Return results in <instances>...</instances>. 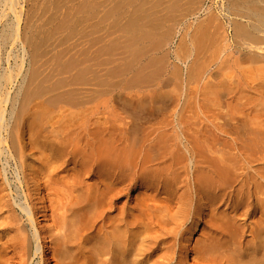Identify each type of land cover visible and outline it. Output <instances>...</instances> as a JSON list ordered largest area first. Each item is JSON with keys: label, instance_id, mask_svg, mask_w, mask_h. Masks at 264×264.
<instances>
[{"label": "bare ground", "instance_id": "1", "mask_svg": "<svg viewBox=\"0 0 264 264\" xmlns=\"http://www.w3.org/2000/svg\"><path fill=\"white\" fill-rule=\"evenodd\" d=\"M97 1L102 3V0ZM141 1L144 3L143 0ZM141 1L137 3V6H140ZM156 1L161 2V0ZM164 1H162L163 4H166L167 0ZM111 2L112 0L109 4ZM115 2V5L111 3L112 8L107 7L112 12L125 3L122 0L120 2L123 3L117 7L116 5L119 2ZM157 2L152 3L156 4ZM169 2L168 0L167 4ZM182 2L184 4L185 0ZM191 2H194V5L197 4L196 0H190L188 6H186L187 4L185 6L179 5L180 9L176 8L178 3H173L175 7L169 4L168 8L172 7V10L170 8L169 10L175 13V8L176 11H181L183 7H189ZM3 3L15 10L14 0H3ZM104 3L106 2L103 0L100 5ZM150 3L144 5L148 7ZM200 3L198 6L201 5ZM128 5L129 3L126 6ZM97 6L99 4H96ZM134 6L137 7L133 4L132 7L130 6L131 9L135 8ZM156 6L158 8V5L153 7ZM198 6L195 5L194 9ZM130 7L124 8L125 10L121 8L124 12L122 14L128 12ZM140 7L137 8L140 9ZM163 7L166 6L163 5ZM154 8L152 10L155 11L157 8ZM1 10L2 8L0 9V17L4 14L1 13ZM143 10H145V7ZM165 10L162 8L161 12L158 10V13L163 14L162 12ZM169 10L167 9L165 13ZM190 10L188 13L191 12ZM137 11L138 9L135 12L133 9L132 12L134 14ZM184 11L185 14L187 11ZM207 11L211 14L206 12L207 17L205 16V19L199 17L201 20L203 19L202 21L197 18L200 21L197 23L199 29L197 30L195 25L192 27L194 30L192 29L193 32L189 33V41L185 39L186 42L182 45L183 51L175 50L176 60L185 63L186 60H183V58L189 59L194 56L195 60H201V64L196 65L193 59L192 62L196 66L190 62L193 66L186 64L184 70L181 68L182 65L177 64V66L169 68L170 65H166L168 62H165L166 66L162 68L163 71L157 73L159 67L156 66L154 70L148 56L145 61L148 60L149 64L143 60L140 67L143 66L144 70L146 64L148 65L145 68L151 65L153 69L150 70L156 71V75L160 77L156 76L155 72L148 71L149 69L146 72H150L151 75L148 76L152 77V73L154 74L153 77L156 76L152 80L153 82L158 77L155 83L165 92L168 89H165V86H169L171 81H178V84L184 85L196 82L197 79L204 78V76L208 77L212 69L207 68V63L203 57L207 58L209 54H215L218 50L226 56H233V62L241 69L242 74L233 79L232 75L228 76V74L222 72L220 67L217 68L214 74L219 75V77L227 75V79H233V84H243L248 86L250 90H254L255 93L260 92L261 89H264V0H226L223 5L220 4L217 7V10L214 11L209 6ZM112 12L111 14L107 12L105 15H112ZM141 12L144 11L141 10ZM141 12L139 15L144 16L147 14L146 16L149 17V11L148 13L144 12V14H141ZM94 13H97L96 9ZM128 13L126 15L129 16L130 14V18L127 17L129 19L125 18V20L140 17L137 13L133 17H131V13ZM183 13L179 14L184 20ZM122 14L120 12L117 16L113 15L112 19L109 17L108 20L114 21L116 26L120 20L115 22L113 19ZM90 15V17H95L94 14ZM157 15L155 17H160V15ZM169 15L176 17L171 13ZM165 16L166 19L170 17ZM165 16L161 15V18ZM148 17L141 18L140 22L143 23L146 20V23H149ZM181 17H179L180 19L172 18L169 21H180ZM152 19L158 20L154 17ZM162 20L165 21V19ZM18 21L13 22L10 27L9 24L6 25L9 28V31L7 30L8 32L5 33L7 37H13L17 34ZM104 21L106 22V18ZM138 21L134 20L133 22L140 25L141 23ZM164 21H161L159 25L157 23V25L162 28ZM95 22L91 23L96 26L97 23ZM112 22L110 25L107 24L108 28L113 25ZM121 22L123 24V21ZM173 22L172 26L176 25ZM122 24L120 23L121 27H123ZM145 24L143 23L144 26L141 25V28L140 26H138L139 28L136 27L142 30L145 29ZM153 25H156V23ZM153 25H151L152 28ZM177 25L176 27H178ZM187 25L185 27L189 28L190 24ZM158 26H155V29L159 30L160 27L158 28ZM91 27L93 26L91 25ZM121 27L119 26V29ZM108 28L107 31L110 30V33L111 30L113 32L118 29V27L117 29L115 27L109 28V30ZM152 28L150 27L151 30H153ZM171 29L169 28V31ZM91 30L95 31L96 28ZM132 30L134 31V29ZM107 31H105V34ZM122 31L123 28L121 33L115 35L114 39L118 35L121 37ZM142 31L150 34L147 29ZM142 31L139 32L138 30L135 33L139 34ZM163 31V34H165V30ZM124 33L123 35H126L127 32ZM135 33L130 34V40L132 36L133 39L137 37L138 34L135 36ZM144 33H141L142 36L139 35L142 38L144 36L145 39L149 40L151 38L152 41L154 40L152 37L154 31L151 32L152 35H146L149 38H146L143 35ZM158 33L162 34L160 31ZM171 33L168 35H171ZM182 36L184 37V35ZM122 37L121 40L128 41L127 39L130 36L128 35L127 39L126 36ZM157 37H159V34ZM157 37L154 40L156 44L159 40H157ZM107 38L103 39L105 43L113 37L106 41ZM163 38L164 42L168 40H165V37ZM169 39L171 38L169 37ZM136 40L134 41H139ZM182 40L180 39V43ZM115 41L113 44H115ZM118 42L120 43V41ZM95 43L92 41L90 45L93 44L96 47L100 45L98 50L103 45V43L102 45L99 43V45H95ZM129 43L126 45L125 42L124 45L128 46ZM148 43L138 42L135 44L137 48L134 47L136 49L132 46L134 44L131 47L143 54L147 45L149 46ZM152 43L150 42V46H154ZM109 45L111 47L117 46V48L120 46L108 43L106 46L103 45L105 46L104 49H107L106 47ZM157 45L154 48H157ZM164 45H166V42ZM110 46L108 48L112 51L113 47L111 50ZM122 46L121 44L120 47L122 48ZM126 46L123 49L125 51ZM131 47H128L130 48L128 50L132 52ZM163 47L165 46L162 45ZM91 50L96 51L93 48ZM104 51L102 53V50H99L98 53L100 52L101 55L104 54L105 56ZM119 51L117 53L120 54V57H124L125 54H121ZM129 51L128 53L125 52V57L130 55L131 52ZM147 51L153 53L150 49L146 50L144 55L148 53ZM90 53L92 52L90 51ZM98 53L96 51L95 55H90V57L93 56L95 60L98 58L96 57ZM138 53H131L134 62L135 60L138 62L140 59V55L139 59L134 58L138 55L133 56ZM112 54H114L113 51ZM156 55L153 54L152 56L151 54V58L153 59ZM104 56H100L102 60H99V64L100 62L103 63ZM114 56L111 58L107 55L105 60L107 61L110 58L109 60L112 62L111 59L116 58L118 60L120 58ZM160 58L162 60L164 57L160 56L159 61ZM128 59L127 61L130 63L131 60ZM153 60L155 62L156 59ZM97 61L93 62L98 65ZM120 61L118 60V66L125 63L124 60L122 63ZM164 61H167V58L162 62ZM171 61L173 62V60ZM136 62L132 63L133 68L135 64L139 63ZM162 62L159 66L162 65ZM95 63L92 64L95 66ZM92 64L90 63V65ZM132 64L127 65L132 66ZM111 65L109 64V66ZM117 65L115 66L118 67ZM103 66H99L100 71ZM106 66L103 69L104 71H101L102 73L109 71V66L107 70ZM123 66L125 67V64ZM93 68L96 70L98 66ZM128 68L125 67L124 69L127 71ZM137 68L139 69L138 74L142 72L138 66ZM120 69L117 72H120ZM110 70H113L112 67ZM95 73L92 72L94 75ZM99 73L96 74L99 75ZM102 73L99 77L103 75ZM142 73L144 74L145 71ZM113 74L108 72L106 77ZM117 74L119 75V73ZM143 74L140 75L142 77H139L142 79H140V82L143 81ZM135 75H133L134 78ZM103 76L104 80L105 75ZM101 78L97 80L102 83L111 80L107 77L106 80L101 81ZM211 78L213 76L210 77V80ZM135 79L137 81V77ZM147 79L149 80V77ZM12 80V72H0V89ZM46 80L48 81V79ZM97 80L94 81L93 78L92 81L94 83ZM132 80L130 82L136 84ZM148 80V84H151ZM206 80L205 83H207ZM225 80L223 82L218 80L216 85L206 84V86H209L212 90L218 88L222 92L226 87V83L223 84L226 82ZM45 81L40 82L45 83ZM125 82L127 83V81ZM130 82L128 84L123 83V88L121 86L118 90L121 88L126 90V86L130 85ZM137 82L139 85V81ZM90 83L92 82L90 81ZM111 83H113V87L114 84L115 86L116 84L119 85L120 81L117 82L116 80L115 83L114 81ZM142 83L144 85L145 81ZM155 83L153 84L154 89ZM107 84L109 85V83ZM201 84H203L202 81ZM175 85V87H178L177 84ZM222 85H224L223 89L221 88ZM147 86L152 88V84ZM103 87L101 86L102 90ZM109 87L105 88L109 89ZM163 87L165 88L163 89ZM171 88L172 92L166 91L167 94L161 93V91L158 92L159 88L155 89L157 92L148 90V92L138 91V93H134L128 89L130 92L125 90V93L117 92L120 95L113 94L114 91L112 93L109 92L110 90L106 94L110 95L112 101H115L117 97H122V102H119L123 103L126 109L132 107L135 109L137 107L143 108L147 104L146 110L149 109L151 112L155 111V108L160 110L158 105L156 104L157 107H155L154 104L157 100L165 101L167 99L171 102L170 99L172 98L176 100L179 97L182 98L178 92L173 95L175 98L172 97L175 89ZM179 88L181 87L179 86ZM101 89L99 90L101 91ZM110 89L114 90V87H110ZM131 89L133 88L131 87ZM91 94H93V91ZM97 94L93 95V98L96 96L98 99ZM168 94L172 98L169 99L170 95ZM11 99L8 94H0V264H264V118L259 119L257 117L255 125L252 128L248 127L250 133H248L249 138L247 140H233L232 152H221L216 146L206 145L203 143L204 141H199V138L190 140L187 132L190 129L188 125L173 124L168 120L140 124L138 126L143 134L138 137L131 135L132 125H129L126 121L120 125L98 117L93 122L83 119L80 124H75L70 120H61L68 116V113H63L60 115L62 118L56 120H53L54 116L45 119L47 114L43 110H31L24 107L17 109L15 101ZM256 99L263 102L264 98ZM8 101L11 102L10 109L7 108ZM93 101L95 102V100ZM173 101L175 102V100ZM174 102H171V104L173 103L176 106V102ZM167 110V107H164L162 112L164 111L167 114ZM247 124V121L243 122V125ZM248 128L245 127V130ZM198 130L199 128L195 127L193 131ZM248 149L251 152L247 153ZM10 174L12 175L10 176Z\"/></svg>", "mask_w": 264, "mask_h": 264}, {"label": "rangeland", "instance_id": "2", "mask_svg": "<svg viewBox=\"0 0 264 264\" xmlns=\"http://www.w3.org/2000/svg\"><path fill=\"white\" fill-rule=\"evenodd\" d=\"M14 1H15V7H14L15 10L9 8L8 5H4L3 0H0V3L2 2L0 4V9L2 8V10H4V11L1 10V13H4V14H2L3 16L1 15V17H0V72L2 73L5 71H8V72L10 71L13 74V80L11 82L7 83L6 85H4V87H2L0 89V94H2V95L8 94L12 98L11 100L15 101V105H16L17 109H21L22 107L30 108L31 110L41 109L45 112V114H47L45 119H49L51 116H54L53 120L62 118V117H60V115H62L63 113H68V116L64 117V119L62 118L61 120H70V121H73L75 124H77V123L80 124L83 119H87L88 121L93 122L98 117L100 119H104V120H107V121H110V122H113L116 124H120V125H122L123 122L126 121L129 123V125H132L131 129H130L131 135L138 136V137H140L143 134L142 130H140L138 125L149 124V123H158V122H161L163 120H168V121H171L173 124L188 125V127H190V129H189L190 131L188 130L187 132H188V137L190 140H195V138H199V141H204L203 143H205L206 145L212 144L213 146H216V148L221 152L222 151L223 152H232L233 140L234 139H237V140L246 139L247 140V138H249L248 133H250L249 128H252L255 125V122L257 121L256 118L257 117L259 119L264 118V99H263V102L259 99H256V98H261V97L264 98V93H263L264 89H261L260 92L255 93L254 90H250L248 88V86H245L243 84H239V85L233 84V79L234 78L236 79L237 76H240L242 74V71L237 65L234 64V62H233L234 57L233 56H226L221 51H218V50L216 51L215 54H209L207 56V58L203 57V59L207 63V66H208L207 68L210 67L212 69V71L209 73V76L207 75L208 77L204 76V78L197 79L196 82H192L191 84H184V85L178 84V81L177 82L175 81L176 83L171 81L169 86L168 85L165 86L166 88L163 87V89L168 88L166 90L167 92L168 91L172 92L171 87L174 88L176 86L175 84H177L178 87L174 88L175 90H173L174 93L172 94V97H174L173 95H175L176 92H178L182 98L179 97V99L176 100V99H173L170 94H168V95H170V97L168 96L169 99L172 98V99H170L171 102H174L173 100H175L176 103L175 102L174 103L176 104V106H174L173 103L171 104V102L167 101V99H166L165 101H163V100H160V101L157 100V102L155 101L154 104L155 105L157 104L159 107L158 109H160V110H157V108H155L156 109L155 111L154 110L151 111L154 113H151L149 111V109L146 110L147 104H145L146 106L145 107L143 106V108L137 107V109H135L132 107L129 109L126 106L128 108V109H126L125 106L123 105V103H121L122 97L121 98L117 97L120 100H118L116 98L118 102L116 101V99H115V101H116L115 102V101L110 100V95L106 94L109 92L113 93V91H114L113 94H117V95L118 94L120 95V93H125V91L126 92L132 91L134 93H138V91H140V92L147 91L148 92V90H149L150 92H152L153 90H155V89L157 90L158 88H159L158 92L161 91V93L167 94L166 91L164 92L158 85H156L157 83H155V82H157L158 77H160V76L156 75V71H151L150 69L154 68V70H155L156 66L161 68V69L158 68V70H157V73H158L159 71L160 72L163 71L162 68H164L166 65H170L169 68L175 67L177 65H180V66L182 65L181 68H183L185 70L186 64L192 65L193 62L196 63V65L201 64V62H200L201 60H195L194 56H193V58L190 57L189 59L183 58V60H186L185 63L180 62V60L179 61L176 60V54H175L176 51L175 50H178L180 52L183 51L182 45L186 41H189V39H188L189 33H191V31H192V29H193L192 27H194V25H195L197 30L199 29L197 23H199L200 21L198 19H200V18L205 19L207 17L206 15H207V13H209V11H207L209 6H211V8L215 11V9L217 10V7L220 4L223 5L226 2V0H201L202 2L200 0H196L197 1V4H195L196 6H198V4L201 2L200 3L201 5L195 8L198 11H196L194 9V6H195L193 4L194 2H191V4H189L193 11L190 10L191 9L190 6L187 8L186 7L182 8V6H185L186 4H187L186 6H188V2H190V0L187 2L185 0L184 4L182 2L184 0H177V1L176 0H174V1L169 0L170 2L168 4H167L168 0H167V2H165L166 0L164 1L166 4H163V2H162L163 0H161L162 4L166 6L165 8L163 7V5L161 7L160 6L161 2L159 3V1L157 2L156 0H154L155 2H157L156 4L152 3V2H154L153 0L151 1V3H150V0L149 1L147 0L148 2L143 0L144 3L141 0H135V2H134V0H132V2H131V0H129L130 2L128 1V3H129L128 6H126L128 4V3H126L127 0L126 1L124 0V2H125L123 4L124 6L121 4L123 2H120L122 0H119V1L118 0L117 1L112 0L111 3L113 5H115L114 4L115 1H116L115 3L119 2L116 5L117 7H119V5L121 4L119 9L115 6V8H117V9H116V11L114 10L113 12L110 11L109 8H107V7H111V8L113 7V5L111 3L109 4L110 0H107L108 2L106 0H104V2H106V3H104L103 5H100L103 3V0H102V3H100L101 1H97V0H14ZM95 1L97 2L96 4H99L100 7L99 6L96 7ZM139 1L142 2V3L140 2L141 4L139 3L141 7L137 6V3ZM198 1H200V2H198ZM181 2H182V4H181ZM90 3H91V5H89ZM130 3H133L137 7H140V9L135 7V6H134L135 8L131 9L133 4H130ZM148 3L152 4L153 6L158 5V8L160 7L161 9L163 8L166 10L167 9L169 10V8H170V7L168 8L169 4H171V6L175 7V5L173 3H175V4L178 3V4H176L177 5L176 8L180 9L179 5H182L181 8L184 9L185 11L182 9H181L182 12L180 10L176 11V8H175V13L179 12L182 14L183 11L184 12L187 11V12L185 14L183 13V15H184V20H183V18L181 17V14L176 13V15H175V13H172L173 11L169 10L170 13L173 14L174 16L181 17L180 21L179 20H177V21L173 20L174 21L173 22V21H169V19L171 20L172 18L173 19H177V18L180 19V18L179 17L176 18V17L169 15L170 14V13L168 14L169 11H167V13H165L166 10L162 12L163 14L158 13L159 12L158 10H160V12H161V9H158L157 6L155 8H157L158 10L149 4L150 6L148 5V7H151L149 9L147 6L144 5V4H148ZM92 5L95 7H93ZM110 5H112V6H110ZM192 5H193V7H192ZM91 7H93L94 9L93 8L91 9ZM128 7H130L129 9H131L130 11L128 9L129 13H131L133 11V9H134V12L138 9V11L136 13L140 17L134 18L133 16H135L134 14H136V13H134V14H133V12L131 13V15H132L131 17H133V19L135 21H138V19H139L138 22H140L142 20L141 18H144L147 15L146 13H145L146 15H144V16L139 15L141 10L144 12H147V13H148V11L150 12L149 17L146 16L149 18V20H148L149 23H146L147 22L146 20L144 22L142 21L144 24L146 23L145 29L143 28L142 30L147 29V31L150 32V30H151L150 27L152 28L151 25L156 23V25H153V28H152L153 30H151V32L154 31V35H152L153 33L151 34V32H150V34L149 33L146 34V32L144 33L141 29H138L139 28L138 26H140V28H141V25H142V27L144 26L143 23L140 22L141 24L138 25L136 22H135L136 24L133 22L134 21L133 19H131L132 21L131 20H125V18L126 19L130 18V14L128 12H125V14L123 15L122 13H124V12H122V9L125 10ZM144 7H145V10H143ZM199 7H200V9H199ZM147 8H148V10L146 11ZM153 8L155 9V11L152 10ZM95 9L97 11L96 14L94 13ZM107 9H109V10H107ZM170 9L172 10V7ZM111 10H113V9H111ZM189 10L191 12L188 13ZM106 11L109 12V14H111V12H112V15L106 16L105 15V13L107 14ZM152 11L154 12V14ZM120 12L123 16L119 15L118 17H116L117 19L116 18L113 19V20H115V22H116V20L117 21L120 20V21H118L119 23L117 22L118 24L116 23L117 24L116 26L118 27V29H119V26L121 27V25H120V23L122 24L121 21H123V24H122L123 27H121V29L118 30L114 24V21L112 22L111 19H112L113 15L117 16V14H119ZM144 12L143 13L141 12V14H144ZM193 12H194V14H193ZM126 13H128L129 16L126 15ZM156 13L158 15H160V17H155L157 15ZM213 13H215V12H213ZM90 14H94L95 17H93V16L90 17L91 16ZM177 14H179V15H177ZM209 14H211V13H209ZM161 15H163V16L167 15V17H169V16L170 17H169V19H166V16L161 18ZM121 16H122V19L120 18ZM152 16L154 18H158V20L152 19L153 18ZM109 17L111 18L110 19L111 21L108 20ZM127 17H129V18H127ZM91 18H93V19L91 20ZM105 18H106V22L104 21ZM150 18H151V20H150ZM162 19H165V21ZM159 20L165 22V23L162 22L164 24V26H162V28H161V26H158L161 23V21L157 22ZM17 21L19 24L17 34H15L13 37H7L5 33H7L9 31L8 26L10 27V25H12L13 22L16 23ZM93 21H96L95 22V23H97L96 26H94L95 25L94 23H93L94 25L91 23ZM109 21H110V23L112 22V24L114 25V26L113 25L109 26V28L115 27V29H117V30L113 29L114 30L113 32L111 30V33H110V30L107 26V24L110 25ZM125 21H126L127 26L125 25ZM127 21H128L129 25L127 24ZM172 22L176 25L178 24L177 25L178 27H176V25L172 26ZM181 22H182V24H181ZM192 22H195V23H192ZM131 23H133V25H131ZM157 23H158V25H157ZM188 23L190 24V26H189V28L188 27L186 28L185 25L188 26L187 25ZM191 23H192V25H191ZM105 24H106V26H105ZM6 25H8V26H6ZM91 25L93 27H91ZM148 25H150V26H148ZM130 26H131V28H130ZM147 26L149 27L150 30L148 29ZM155 26L156 27L158 26V28L160 27L159 30L157 28L156 29L158 31L162 32V34L158 33V31L155 29ZM168 26L170 29L172 27L171 30L173 31L172 32L173 34L170 32L171 30L169 31ZM5 27H7V28H5ZM102 27H103V29H102ZM125 27H127L126 29H128V30L124 29ZM135 27H136V29H135ZM163 27H164V29H163ZM95 28H96V30H95ZM104 28H105V30H104ZM107 28L109 31H107ZM122 28H123L122 33L123 34H125L124 32H127V33H126V35H123V34H120V35H122L124 37L126 36V39L128 38L127 36L129 35L130 37L127 39L128 41H131L133 39V36H132V39L130 40V38H131L130 34H132L133 32L134 33L138 32V30H139V32L142 31L141 33H144L143 35H145L146 38H149L146 35H149V36L152 35L154 40H156L155 37H157L158 34H159V37H161V38L165 37V40L168 39L167 41H165L167 47H166V45H164V43H165L163 41L164 38L161 39V38L157 37V40L159 39L162 42V43L161 42L159 43L158 42L159 40H158L157 44L158 43L159 44L157 45L156 41H154V40L152 41L151 38H149V40H150L149 41L148 39H145L143 36L144 40H142L143 38L141 37L142 36L141 33H139L141 36L138 33H135L134 34L135 36H136V34H138L139 36L137 35V37H135L132 41L136 40V38H137L136 41L139 40L138 41L139 43H141V42L148 43L149 42L148 43L149 46L147 45L146 50L151 49V51H153V53L150 51L149 52L147 51L150 54L147 53L146 55H144L146 53V50H144L143 54H142V52L140 53V51H138V50H136V51L134 50L137 48L135 44L138 42L134 41L132 43V41H131L129 43L125 39L121 40L123 37L122 36L120 37L119 35L117 38H119L120 40L117 38L114 39V37H116L115 35H117L119 32L121 33ZM173 28H174V30H173ZM196 28H195V30H196ZM91 29H94L95 31H93ZM132 29H134V31ZM183 29L184 30L187 29V30L184 32ZM124 30H126V31H124ZM129 30H130V32H128ZM163 30H165V34H163V32H164ZM105 31H107L109 33L107 34V32H106V34H105ZM166 31H169L171 33V35H168L170 33L166 32ZM155 32L157 35L155 34ZM182 35H184V37ZM168 36L171 39H169ZM105 38H107L106 41L109 40V38L110 39L112 38L111 40H113V39L114 40L113 41L110 40V41L105 43L104 42ZM180 39L181 40L183 39L182 40L183 43H182V41L180 43ZM185 39H186V41H185ZM140 40H141V42H140ZM92 41L94 43L95 42L97 43V44L95 43V45H99V44L102 45L103 42L105 43V44L103 43V45H105V46L108 43H111L112 45H120V46H121V44L123 45L122 48L120 46H119L120 48L119 47L117 48V46H112L113 50L111 49L112 47L109 45L110 49L113 51L114 54H112V51L109 50V48H108L109 46L106 47L108 49L107 50V49H104L105 46L102 45L99 50L100 51L102 50V53H103V50H105V51L107 50L106 51L107 53L104 51V53L106 54L105 55L106 58H107V55H108V57L111 56V58L115 54L117 55L118 54L117 52L121 49L122 50L125 49V46L127 45V43H129L128 46H126L127 47L126 51L123 50L122 53H121L122 50L119 51V53L126 55L125 52L128 53V51L130 50V48H128V47H131V45L134 44L132 46H133V48L134 47H136V48L133 49L131 47L134 51L132 50V52L131 51H129V52H131V53L139 52L140 53V54L138 53V54L133 55V56L138 55V56L134 57L135 59H137L140 55V57H139L140 59L138 58L139 63L136 62V60H135V62L138 64L137 65L135 64L134 68H133L132 63H135V62H134V59L132 58L131 53H130V55H128L126 57H125V55H123L124 57H122V58L120 57V54H118L117 56H119L121 59L119 57H117L116 55L114 56V57L119 58L118 60L119 61L121 60L120 61L121 63L123 60L125 61V63H122V64L119 62V64H121L120 66L117 65L118 60H116V58H113L114 63H113V59H111L112 62L109 60L110 58L107 59V61L109 60L107 62L105 60L104 54L101 55L100 52L98 53V51H99L98 48L100 47V45L98 47H96L92 44L94 46L93 47L92 45H90L92 43ZM114 41H115V44H113ZM117 41H120V43L119 42L117 43ZM122 41H123V43H122ZM125 42H126V45H124ZM150 42H153L152 44H154V46L157 45L156 47L158 49L154 48V46H150ZM178 43H180V44H178ZM159 45H161V47H159ZM162 45L165 47L162 48ZM196 45H197V43H196ZM149 47H151V48L148 49ZM92 48L94 50L96 49V51L98 53V55H96V57H98V58H96L95 60H94L93 56L90 57V55H93L94 53H96V51L94 52L93 50H91ZM168 48L170 49V51ZM138 49L140 50V48H138ZM164 49L166 51L167 50L168 51L166 52ZM180 49H182V50H180ZM90 51L92 53H90ZM114 51H117V52H114ZM178 51H177V53H178ZM163 53H165V54H163ZM141 54H142V56H141ZM151 54H152V56H153V54L154 55L157 54V55H159V57L161 56L164 58H162V60L160 58V61H159V59H158L159 57H157V55H156V56H154L155 58L153 57V59H156L154 62V60L151 58ZM164 55H167V56H164ZM100 56H104L103 57L104 59H103V63L100 62V64H99V60H102L101 59L102 57H100ZM148 56L150 58L149 59L150 64H151V62L153 64V68L151 65H149V66H151L150 68H149V66L147 68H145V66L149 64L147 62L148 60L145 61L146 59H148L147 58ZM165 57L167 58V61L162 62L163 60L166 59ZM90 58H91L92 62H90L91 61V60H89ZM126 58L127 59L129 58L128 60H131L130 63L132 64V66L127 65L130 63H128L129 61H127ZM193 59L195 61L192 62ZM132 60H133V62H132ZM143 60L145 61V63H148L146 65L143 63L145 65L144 70H143V66L140 67V65H141L140 63L143 62ZM171 60H173V62ZM189 60H191V61H189ZM93 61H97L98 65H96V63ZM188 61H189V63H187ZM196 61H198V62H196ZM115 62H116V64H115ZM161 62H162V65H160L161 66L160 67L159 64H161ZM165 62H168V63H166V65H165ZM171 62H172V64L174 62L175 63L172 65ZM190 62H192V63H190ZM90 63L91 64L95 63V66H94V64L90 65ZM101 63H102V66L105 63V65L103 66V69H105L106 64H108L106 66V70H107V67L109 66V64H112L109 67H110V69L112 67L113 70H110L108 67L109 71H106V70L105 71L107 73L109 72V74L114 73L112 76L107 75L108 79H111L112 81H114V83L116 80H117V82L120 81V83H121V84L119 83L120 86L117 84L115 86V84H114L113 85L114 90L110 89V87L113 88L112 87L113 83H111L112 81L106 80V78H107L106 74L107 73L106 72L102 73L104 71L103 69L101 70L102 72L99 70V68L102 67ZM194 63H193V65H195ZM123 64H125V67H127V68L129 67L127 69L128 72L126 71V69H124L125 67L123 66ZM19 65H21V66H19ZM115 65H117L118 67H116ZM243 65H246V64H243ZM97 66H98V68H97L98 71H97V69L95 70L93 68V67L96 68ZM137 66L140 68V71H142V72L145 71V73L143 74L142 72H140L138 74L139 69L137 68ZM18 67L21 69L19 70ZM219 67H220L221 71L228 74V76L232 75L233 79L232 78L227 79V75L220 76V77H219V75L216 76L214 73H215V71H217V68H219ZM90 69H92V70H90ZM116 69L117 70L120 69L121 71L124 69V71L123 72H121V71L117 72ZM147 70L151 71V72H155V75L158 76L157 79L154 80V82L152 80L156 76L153 77V75H154L153 73H152V77L148 76L151 74H150V72L149 73L146 72ZM112 71H113V73H112ZM132 71H134L133 74H132ZM136 71H137L138 76L136 74ZM92 72H96V73L100 72L99 75L102 73L103 75H105L104 80H106L107 82H105L103 80V77H104L103 75H102L103 77L101 76L102 77L101 78V77H99L98 74L95 73V75H94V74H92ZM124 72H125V74L123 75ZM117 73H119L120 76ZM90 74H92V75H90ZM128 74H132V75L129 76ZM141 74H143V81L140 82L141 78H139V77H142V76H140ZM133 75H135V78L137 77V81H139V85H138V82L135 81L136 79L134 78ZM45 76H46V78H45ZM92 76H94V77H92ZM131 76H132L133 80L135 79L134 82H136L137 85L134 84L133 82H130V80H132ZM145 76L147 78L149 77V80ZM211 76H213V78H211V80H210ZM129 77L131 79L128 80L127 78H129ZM93 78H94V81H95V79L100 80V78H101V81H104L105 83L104 82L102 83L99 80H97V81H99L101 83V85L97 81L93 83V81H92ZM112 78H114V79H112ZM120 78H121V80H120ZM138 78H139V80H138ZM45 79H48V81L47 80L45 81ZM225 79L230 80L231 82L227 81ZM123 80H124V82L127 81V83L125 82L126 84H128V82H130L129 83L130 85L126 86L127 87L126 90L122 89L124 86L123 85L124 82H122ZM147 80L150 81V83L152 84V88L154 87L153 84L155 83V89L154 88L152 89L150 86H149L150 88H148L147 85H151V84H148L149 82H147ZM205 80L207 83H205ZM209 80H210V84L208 83ZM215 80H216V82H215ZM218 80H219V82H220V80L222 82H223V80L226 81L223 83V84L226 83L225 84L226 87H224V89H223L224 85L221 86V88L223 89L222 92L219 91L218 88H217V90H218L217 91V90L210 89L209 86H206V84H209V85L215 84L216 85L218 83L217 82ZM40 81H45V83L44 82L41 83ZM90 81L93 84L90 83ZM144 81H145V83L143 85L142 82H144ZM201 81L203 84H201ZM146 82H147V84H146ZM243 82H244V80H243ZM107 83H109V85ZM204 83H205V85H204ZM42 84H44V85H42ZM94 84H96V85H94ZM101 86L102 87L105 86L107 88L109 86L110 87H109V89H106L105 87H103L104 89L102 90ZM121 86H122V88L120 90H118V88H120ZM129 86H130V88H128ZM179 86L182 89L179 88ZM131 87L133 89H131ZM184 87H186V88H184ZM211 87H214V86H211ZM147 88H148V90H146ZM176 88H178V89H176ZM99 89H101V91ZM134 89H135V91H134ZM136 90H137V92H136ZM228 90H229V92H228ZM92 91H93V94H91ZM95 91H96V93L94 94ZM119 91H120V93H117ZM155 91H153V92H155ZM214 91H216L217 93H215ZM147 92H146V94H147ZM96 94L98 95V99L96 96H95L96 99L93 98L94 97L93 95H96ZM93 100H95V102ZM119 101H121V102H119ZM177 103H179V104H177ZM166 104H167V106H166ZM168 104H170L171 106ZM157 105L155 107H157ZM159 105L162 107H160ZM7 106H8L7 108L10 109L11 108V102L9 103V101H8ZM164 107L165 108L167 107V109H168L167 114L164 113V111L162 112ZM10 120L12 121V118ZM244 121H247L248 124L243 125ZM251 121H253V123L250 124ZM195 127H198L199 130L193 131V130H195ZM245 127L246 128L249 127V128L247 130H245ZM238 143H239V141H238ZM248 152H251V150L248 149L247 153ZM11 175L12 174H10V176Z\"/></svg>", "mask_w": 264, "mask_h": 264}]
</instances>
